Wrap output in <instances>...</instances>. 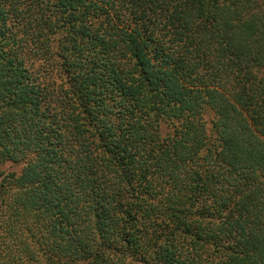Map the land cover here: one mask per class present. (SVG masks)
Here are the masks:
<instances>
[{"label":"trees","instance_id":"obj_1","mask_svg":"<svg viewBox=\"0 0 264 264\" xmlns=\"http://www.w3.org/2000/svg\"><path fill=\"white\" fill-rule=\"evenodd\" d=\"M0 264H264V0H0Z\"/></svg>","mask_w":264,"mask_h":264}]
</instances>
